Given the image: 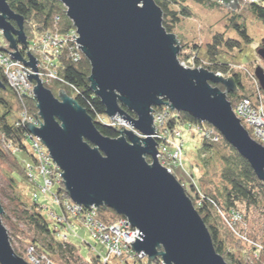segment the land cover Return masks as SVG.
Returning a JSON list of instances; mask_svg holds the SVG:
<instances>
[{"label":"water","instance_id":"water-1","mask_svg":"<svg viewBox=\"0 0 264 264\" xmlns=\"http://www.w3.org/2000/svg\"><path fill=\"white\" fill-rule=\"evenodd\" d=\"M9 1L0 0V29L13 50L7 51L34 71H27L26 77L36 83L33 93L42 119L39 127L24 123L63 170L69 199L85 208H110L127 218L140 231L132 248L145 252L148 264L157 259L163 264H228L215 250L185 186L159 162L154 108L170 105L218 129L264 182V146L244 128L227 96L239 88L235 79L182 65L178 36L165 29L156 0H58L77 28L79 38L73 36L90 62L91 90L109 118L120 115L137 132L115 127L119 136L109 137L67 91L60 89L56 97L45 86L38 73L40 61L32 52L27 58L21 52L20 46L29 45L25 17ZM219 1L240 9L239 0ZM258 51L264 61V42ZM255 73L264 89V71L259 67ZM0 87H6L1 77ZM3 213L0 203V264H30L12 247Z\"/></svg>","mask_w":264,"mask_h":264},{"label":"trees","instance_id":"trees-1","mask_svg":"<svg viewBox=\"0 0 264 264\" xmlns=\"http://www.w3.org/2000/svg\"><path fill=\"white\" fill-rule=\"evenodd\" d=\"M187 1L188 0H156L163 11L162 22L167 31L174 32L175 28L183 22V19L191 15V11L186 4ZM194 1L207 7H215L222 4L219 0ZM247 2L250 13L264 24V0ZM9 6H11L16 13L25 17L24 27L27 38H29V45L34 43L39 35L48 30H57L58 28L60 33H66L68 30L75 27L72 20L66 15V7L58 0H10ZM241 17L242 15L238 14L230 18L229 29L233 30L236 36L230 37L226 32H215L212 35L210 43L206 44L204 47L205 57L201 55L203 48L201 43L195 40H189V42L183 41L181 38H178L181 45V50L179 52V60L181 63L186 62L188 65H194L200 68L204 67L210 71L224 74L226 77L235 79L239 88L234 91V93L227 94L231 102L246 97L255 100L256 96V91L254 89V91L251 92L246 90V84H244L245 74L234 68L233 64L227 62L225 59L228 54L233 52H243L244 48L254 41L247 29L245 20ZM20 49L23 56L27 58L30 52L28 47L20 46ZM32 54L35 57L37 56L34 52H32ZM192 58L193 63L191 64L189 59ZM56 64L58 66H56L55 70L63 80L62 82L55 80V82L50 84L51 88L57 91L64 89L69 95L73 96L94 118L101 134L112 138L118 137L119 133L115 132L114 127L99 121V117L108 118V116L102 101L96 95L95 91L90 88L91 84L90 80H88L91 74L89 60L82 55L77 62L73 60H58ZM260 68L264 71V68ZM0 77L6 85L4 88L0 87V153H2V155H6L7 153L13 154L17 166L18 159L16 154L18 151H27L29 153L31 149L28 145L30 132L23 123L20 113L25 108H28L32 113H38V109L35 99L31 96L20 98L9 84L6 83L1 66ZM252 77L256 78V75L252 73ZM213 85L218 86L222 91L225 89L224 85ZM260 91L261 93L264 91L261 86ZM130 114L133 116V113L130 112ZM192 123L197 125L200 122L194 119L190 114L181 112L176 121L172 120L170 122L169 127L175 124H187L188 127L189 124L192 125ZM2 139L11 143L13 150L6 151L3 149L1 145ZM202 141L203 155L207 154L205 156V163L209 161V153H213L214 155L217 154L220 157L222 167L219 170V183H210L211 185L204 186L194 178L191 182V189H188L187 185H184L186 192L192 198L194 206L197 207L206 226L209 228L215 250L223 255L228 264H250L247 259L242 256H237L233 250L228 249L226 238L228 233L226 232L224 236V233L222 234V229L225 227L232 235L235 236V234L226 225L221 214H227L231 211L240 212L243 218L242 226H240L241 232L250 239L246 232L248 230L246 229V223H250L251 218H255L256 216L261 218L259 220H262V218L264 219V182L259 180L250 162L247 161L238 150H235L230 143L224 140L223 137H221L219 142H212L204 137ZM183 159L180 164L174 167V175L175 169L179 165H183ZM147 160L150 162L151 158ZM25 177L28 178L29 175L26 174ZM14 180L16 181L17 179L14 178ZM180 182L182 184V181ZM29 184L34 188L32 181ZM36 190L37 189L34 188V190H32V195L30 196V193L26 198L15 196L10 201L11 206L0 199V203H2L4 208V223L11 225L13 235L23 234L26 239H31L29 244L36 247L38 254L49 257L52 262L56 264H102L101 258L103 255H101V253L91 254V258L86 261L80 254L81 245L79 246L70 242L69 237L67 239L61 237V232H64V229L68 231L66 228L67 224L53 220L51 213H49L50 219L47 217L45 213V204L41 199L38 200L33 197ZM57 190L62 201V203L59 204L61 211L58 209L53 210L58 214H65L68 219V212L65 209L63 201L69 199V197L65 190L64 183L62 186H59ZM199 192L204 197L198 206L196 199L200 197ZM106 210H108V213L105 214H100L99 210L98 215L99 219L107 224L117 223L119 219L123 217L117 215V213L110 208ZM69 221L70 223H74L71 218H69ZM21 225L27 230L24 228L21 229ZM10 236H12L11 233ZM254 239L257 240L258 238L254 236ZM254 239L252 240L258 243V241ZM12 243L13 241L11 239V244ZM82 243H84V241ZM12 247H14V244ZM14 249L20 257H24L23 252L26 248L22 252L16 247H14ZM263 252L264 250L261 253L263 254ZM261 253H259V255ZM135 257L136 258L132 260H128L127 258H123L122 260L113 259L112 262L113 264H116L115 261L118 262L117 264H147L145 259H137V256ZM154 263L163 264L161 263V259H157ZM106 264H112L111 260Z\"/></svg>","mask_w":264,"mask_h":264},{"label":"built area","instance_id":"built-area-1","mask_svg":"<svg viewBox=\"0 0 264 264\" xmlns=\"http://www.w3.org/2000/svg\"><path fill=\"white\" fill-rule=\"evenodd\" d=\"M73 35L79 38L76 27L68 30L66 33H60L57 28V30H48L39 35L34 43L28 45L29 51L37 54V60L40 61L38 62V73L45 85L51 84L55 82V80L62 82L63 79L59 77L55 70L56 66H58L56 64L58 60H73L77 62L80 60V57L84 55L81 47H78L79 43L75 41L76 38ZM9 45L10 43L4 35V31L0 29V46L6 49H0V66L4 72L6 83L9 84L20 98L24 97L25 95L22 93H25L27 96L34 97L33 99H35L33 93L35 84L30 82L26 77L28 72L33 73V71L23 62L12 57L9 52H12L13 50L10 49ZM181 64L190 67L186 62H182ZM233 66L238 70L243 67L238 64H233ZM246 73L252 75L247 68ZM255 83L257 84L255 100L246 97L232 101L231 104L244 128L249 130L251 137L264 146V99L258 82L256 81ZM154 110L155 131H158L157 133L155 132L154 137L159 142L158 159L160 164L165 166L169 173L172 174L174 167L180 164L184 157V131L179 124L169 127L172 120H177L179 112L172 109L170 105L158 106L155 107ZM34 114L38 116L39 120ZM20 115L23 123L26 120L37 127L42 123L40 115L38 113L30 112L28 108L23 109ZM99 121L114 128L116 127L121 130L128 128L136 132L134 126L129 120L124 119L120 115H116L113 118L99 117ZM188 130H195L202 138L204 137L212 142H219L222 137L218 129L211 125H205L204 122L197 125L194 123H192V125L189 124ZM28 143L33 157L36 160L35 169H37L39 176L44 180L43 185L39 186L35 176L30 173L29 180H31L32 184L37 187L33 197L38 200L42 197L49 198L50 201H52V205L61 204L62 201L58 191L53 190L52 187L55 184H59V187L64 183V179L61 175L63 170L57 166L52 156L49 155L50 152L43 144L40 137L38 138L30 133ZM1 145L6 151L13 150L11 143L6 142L4 139L1 140ZM55 167L58 168L59 171L56 170ZM199 195L200 197L196 199L198 206L204 197L200 192ZM63 202L69 218L73 219V221L77 220L80 222L85 228H88L89 233H91L92 238L97 243L99 242L105 245L107 254L102 256V264L110 262L111 258L120 260L123 258L132 260L136 258L135 256H137V259L147 258L145 252H134L131 242L134 243L136 237L138 239L141 238L138 236L140 231L137 228H134L127 218L122 217L117 223L107 224L99 219L96 208H85L83 205L71 201L70 199H65ZM47 208H49V206L45 205V209ZM48 210H50L53 220L66 223L68 231L73 230L74 225L73 223H70L69 218L67 219L65 214H58L51 208ZM221 215L223 216L226 225L234 232L236 238L244 239L248 244L251 243V246L253 245L255 248H259H256L257 256L259 255V252L264 250V247L252 239H249L241 232L240 226L243 218L240 212L231 211L227 214L222 213ZM126 222L129 223L125 224ZM61 237L67 239L69 236L66 233L64 234V232H61ZM24 258L30 264H56L53 263L49 257L39 255L36 247L31 244L27 245L24 251Z\"/></svg>","mask_w":264,"mask_h":264},{"label":"rangeland","instance_id":"rangeland-1","mask_svg":"<svg viewBox=\"0 0 264 264\" xmlns=\"http://www.w3.org/2000/svg\"><path fill=\"white\" fill-rule=\"evenodd\" d=\"M186 4L191 11V15L183 19V22L175 28L174 33L183 41L189 42V40H195L196 42L201 43L203 46L201 55L203 56L205 55L204 47L206 46V44L210 43L212 35L215 32H226V34H228V36L230 37L236 36L234 31L229 29L230 18L233 15H242L241 18L245 20L247 29L252 36V40L254 41L252 44L246 46L243 52H233L231 54H228L225 59L231 64H238L243 66L239 70L245 74L244 84H246V90L249 92L254 90L256 91L257 84L255 82L257 81V78L254 79L252 75H248V73H246V68L248 69L249 73H253L255 75V71L259 67L264 68V61L259 56L258 51V49L262 47V44L264 42V24L250 13L247 7V0L238 1L240 9L238 7H229L228 5L223 3L215 7H207L200 3H196L194 0H188ZM189 61L192 64L193 58L189 59ZM190 67L200 68L194 65H190ZM45 86L47 88H50L52 92H54L55 90V96H59V91H57L56 89H52L50 84ZM261 94H263L264 99V91H262ZM204 123L205 125H209L207 122ZM180 127L184 131L183 138L185 144L183 152H185V157L183 159V165H179L175 169V175H177L179 180L182 181V185H187L188 189H191V182L194 180V178L197 182L201 183L204 186L211 185L212 183H219V170L222 167V162L220 161L219 155L209 153V161L205 163V156L207 154L203 155V138L201 137V135L195 130H188L187 124L180 125ZM31 153V150L29 153L27 151H18V153L16 154V157L18 159L17 166V162L13 154L7 153L6 155H2V153H0V199L4 203H7V205L11 206L10 201L15 196L26 198L30 193L31 196L33 192L32 190H34V188H37L35 185L33 188V186L29 184L31 180H29V177H25L26 174H33L35 176V179L38 181L39 186L43 185L44 183V180L39 176L37 169H35L36 160ZM148 158L149 157H147V159ZM14 178H16L17 180L15 181ZM27 179L29 180V182ZM58 185L59 184H55L52 189L58 191ZM41 201L45 205L49 206V208H47L45 211L49 219L50 210L48 209H58L61 211L59 204L52 205V201H50L49 198L42 197ZM106 209L108 208L101 207L100 209H97V211L99 212L100 210V214H105L108 213V210ZM257 218L258 216H256L255 218L252 217L251 222L246 223V229H248L246 232L250 239H254V236H256L258 239L254 240L258 241V244L263 247L264 219L262 218V220H259L261 218ZM3 224L7 227L9 236L10 233L13 236V238L11 236V239L13 241L12 245L14 244V247L18 248V250H20L21 252L24 251L27 245L31 242V239H26L25 235L23 234L13 235L11 225H8V223L5 224L4 220ZM20 228H24L25 230H27L23 225H21ZM63 231L64 234H68L70 242L79 246L81 245L80 254L86 261L91 258V254L93 253H101V255H106L105 245L103 243H97L92 238L88 228H84L77 223L76 225H74L73 230L67 231L66 229H64ZM226 232L228 233V236L226 235ZM222 234L224 236L226 235L228 249L233 250L237 256H242L243 258L247 259L250 264H264V252L263 254L259 252L261 254L258 256L256 255V248L258 247L255 248L253 245L251 246V243L248 244L244 239L236 238L228 229H225V227L222 229ZM83 241L85 244L82 243ZM145 260V262L148 264V257L145 258ZM112 261L113 258H111V263L113 264ZM115 263L117 264L118 262L115 261Z\"/></svg>","mask_w":264,"mask_h":264},{"label":"crops","instance_id":"crops-1","mask_svg":"<svg viewBox=\"0 0 264 264\" xmlns=\"http://www.w3.org/2000/svg\"><path fill=\"white\" fill-rule=\"evenodd\" d=\"M80 224L81 226H83L80 222H78L77 220L74 221L73 225H76V224ZM84 227V226H83Z\"/></svg>","mask_w":264,"mask_h":264},{"label":"bare ground","instance_id":"bare-ground-1","mask_svg":"<svg viewBox=\"0 0 264 264\" xmlns=\"http://www.w3.org/2000/svg\"><path fill=\"white\" fill-rule=\"evenodd\" d=\"M135 228V227H134Z\"/></svg>","mask_w":264,"mask_h":264}]
</instances>
